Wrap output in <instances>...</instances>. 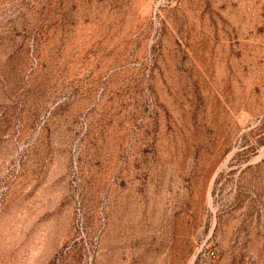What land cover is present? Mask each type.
Returning <instances> with one entry per match:
<instances>
[{"label":"rangeland","instance_id":"1","mask_svg":"<svg viewBox=\"0 0 264 264\" xmlns=\"http://www.w3.org/2000/svg\"><path fill=\"white\" fill-rule=\"evenodd\" d=\"M0 264H264V0H0Z\"/></svg>","mask_w":264,"mask_h":264}]
</instances>
